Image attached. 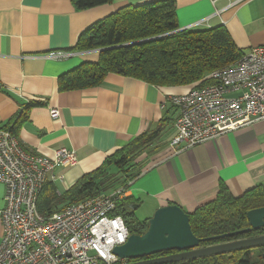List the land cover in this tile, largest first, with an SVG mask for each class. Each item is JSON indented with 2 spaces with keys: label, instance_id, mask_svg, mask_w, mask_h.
I'll return each instance as SVG.
<instances>
[{
  "label": "crops",
  "instance_id": "1",
  "mask_svg": "<svg viewBox=\"0 0 264 264\" xmlns=\"http://www.w3.org/2000/svg\"><path fill=\"white\" fill-rule=\"evenodd\" d=\"M150 1L112 0L80 11L72 0H0V128L24 112L26 118L16 125L14 136L26 152L45 158L60 149L75 153L74 167L54 172L59 195L134 138L161 126L153 152L137 159L145 165L125 190L140 221H148L168 205L190 214L215 199L222 186L234 198L264 186L263 122L241 124L177 154L169 150L177 113L164 104L189 86L158 87L109 73L95 88L59 91L62 75L98 59V51H73L82 32L120 7ZM175 4L181 30L222 27L244 54L264 47V0H175ZM52 52L70 56L54 60L48 57ZM29 103L40 105L23 110ZM51 110L58 111L57 118H51ZM4 195L0 183V210Z\"/></svg>",
  "mask_w": 264,
  "mask_h": 264
},
{
  "label": "trees",
  "instance_id": "2",
  "mask_svg": "<svg viewBox=\"0 0 264 264\" xmlns=\"http://www.w3.org/2000/svg\"><path fill=\"white\" fill-rule=\"evenodd\" d=\"M77 10H88L112 0H72ZM74 52L98 51L96 62H85L58 79L59 91L95 88L107 74L131 77L158 87H203L206 75L235 63L244 53L232 42L222 27L180 29L176 19L175 0H153L142 5H125L80 34ZM40 105L29 103L23 110ZM169 108H173L168 105ZM20 113L11 125L0 128L16 135L15 127L24 121ZM162 131L161 126L145 132L104 160L102 166L85 174L63 194L47 181L37 201L38 213L48 218L65 207L95 199L109 190L125 191L140 174L143 155H151ZM115 170V171H112ZM112 191V192H114ZM131 198L116 203L114 215L124 219L129 235H142L147 221L134 217ZM264 207V186L259 185L234 198L220 187L215 199L188 214L193 235L209 239L238 232L249 227L248 211ZM264 234V229L232 238L207 240L201 247L232 242ZM264 246L227 254L172 264H264ZM165 253L157 255L161 257ZM156 257V256H154Z\"/></svg>",
  "mask_w": 264,
  "mask_h": 264
},
{
  "label": "built area",
  "instance_id": "3",
  "mask_svg": "<svg viewBox=\"0 0 264 264\" xmlns=\"http://www.w3.org/2000/svg\"><path fill=\"white\" fill-rule=\"evenodd\" d=\"M197 26V25H196ZM194 26L189 29H193ZM66 52H52L54 60ZM208 85L171 96L164 105L176 110L172 153L215 140L244 123H264V47H256L235 63L206 75ZM57 118L58 111H50ZM77 164L74 152L60 149L52 158L25 151L9 130L0 131V183L5 187L0 210V264H127L113 254L129 232L111 194L69 205L45 218L37 201L47 181L59 179L58 168Z\"/></svg>",
  "mask_w": 264,
  "mask_h": 264
},
{
  "label": "water",
  "instance_id": "4",
  "mask_svg": "<svg viewBox=\"0 0 264 264\" xmlns=\"http://www.w3.org/2000/svg\"><path fill=\"white\" fill-rule=\"evenodd\" d=\"M135 209V206H131ZM247 229L209 239L196 238L190 227L189 216L177 205L157 209L147 221L142 235H129L125 244L115 247L113 254L127 260V264H172L243 251L264 246V235L227 243L200 247L207 240L232 238L264 229V207L247 212ZM175 254L154 257L159 254ZM264 262V254L262 256Z\"/></svg>",
  "mask_w": 264,
  "mask_h": 264
},
{
  "label": "rangeland",
  "instance_id": "5",
  "mask_svg": "<svg viewBox=\"0 0 264 264\" xmlns=\"http://www.w3.org/2000/svg\"><path fill=\"white\" fill-rule=\"evenodd\" d=\"M112 171H115V170H112ZM115 190V189H114ZM114 190H109L108 192H107V194H110L112 191H114ZM107 194H104V195H107ZM136 213V212H135ZM136 218L138 219H141V216H139V213H137L136 214Z\"/></svg>",
  "mask_w": 264,
  "mask_h": 264
},
{
  "label": "flooded vegetation",
  "instance_id": "6",
  "mask_svg": "<svg viewBox=\"0 0 264 264\" xmlns=\"http://www.w3.org/2000/svg\"><path fill=\"white\" fill-rule=\"evenodd\" d=\"M261 235H264V234H261ZM261 235H258V236H261ZM171 254H175V252H172V253H169V254H166V255H171ZM166 255H163V256H166ZM156 257H158V256H156Z\"/></svg>",
  "mask_w": 264,
  "mask_h": 264
}]
</instances>
